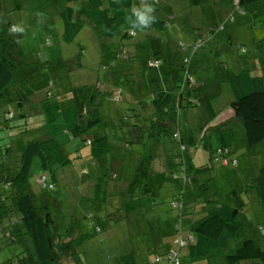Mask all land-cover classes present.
<instances>
[{
  "label": "rangeland",
  "instance_id": "1",
  "mask_svg": "<svg viewBox=\"0 0 264 264\" xmlns=\"http://www.w3.org/2000/svg\"><path fill=\"white\" fill-rule=\"evenodd\" d=\"M10 1H3L0 16L24 29L20 33V51L28 69L22 70L33 72L42 59L49 60V68L43 63L39 65V77L26 84L28 97H24L26 101L22 107L16 104L7 106L6 112L10 111L13 118L1 124L5 127L0 129V147L9 145L17 136L21 139L20 146L31 140L53 138L70 158L71 164L57 170L53 180L55 189L50 191L41 188L40 180L45 176L51 183L52 174L43 171L39 159L34 158L27 186L36 207L50 214L61 235H90L77 250L76 258L67 255L57 264H144L156 253H160L158 255H162L165 261L167 251L172 248L179 250V255L184 257L183 264H191L190 258L183 256L187 254V248L176 243L180 233L174 227L178 226L180 218L181 236L188 242L189 224L199 215L205 200L233 207L241 201L243 212L249 214L250 220L257 218L264 222L258 202L253 198L249 200L251 187H248L264 166V145L244 149L240 123L226 115L233 99L228 78L244 68L253 71V66L259 62L255 58L262 55L251 45L253 31L247 24L251 23L253 13L250 7L242 14L238 11L237 0H160L172 8L175 19L167 29L158 32L160 38L157 40L145 38L135 43L139 33L135 38L124 39L120 37L121 30L111 38H104L84 22V29L74 42L65 44L56 39L52 22L42 25L45 17L41 16L37 21L36 16L26 14L25 10L17 14L22 9L11 11ZM255 6L263 10L264 0ZM207 35L210 39L191 57V80L182 83L184 77L179 59L191 55L189 49L181 51L180 42L190 47L194 39L205 40ZM130 44H138L137 57L118 62L116 70L120 72V78L114 81L113 71L107 68L109 60L117 49L126 51ZM157 50L164 53L167 63L164 62L159 70L149 69L148 61L153 59ZM261 58L264 59V54ZM61 60L64 65L59 67L56 64ZM120 65H124L123 70ZM172 67L170 75L168 71ZM164 68H167L166 74ZM173 84L180 86L186 99L188 89L200 91L194 96L198 97L196 104L181 108L177 116L176 130L194 159L188 178L176 179L167 170L156 171L166 158L165 152L176 154L179 144L171 135L160 142L141 139L139 144H126L117 138L133 139L135 134L137 140V134L129 132L131 125L137 123L146 130L153 110L152 96L170 90ZM88 85H99V89L113 96L98 100L102 131L117 132L112 136L109 153L98 160L89 157L90 146L67 132L77 123L79 106L67 101L69 96L65 92ZM49 90L51 95L48 97ZM116 96L121 98L118 103L114 101ZM220 112L228 122L223 131H220L222 127H216L221 123L218 120ZM19 115H26V118ZM229 146L234 148L231 154L235 161L223 167L218 162L223 158L218 150ZM146 182L148 190L142 185ZM98 183L102 193L95 191ZM180 189L188 198L185 203L177 201L176 208H171L165 192L172 198ZM131 201L132 212L126 210V204ZM154 201L157 207H137ZM187 208L189 211H185ZM89 214L92 219L87 218ZM4 223L8 224V220L0 225V230ZM96 226L101 228L99 234L95 232ZM24 239L25 246L31 247V239L28 236ZM15 251H19L17 243L9 245L7 239H0V264Z\"/></svg>",
  "mask_w": 264,
  "mask_h": 264
},
{
  "label": "trees",
  "instance_id": "2",
  "mask_svg": "<svg viewBox=\"0 0 264 264\" xmlns=\"http://www.w3.org/2000/svg\"><path fill=\"white\" fill-rule=\"evenodd\" d=\"M3 1L5 0H0V12L4 9L2 8L4 7ZM261 1L237 0L236 4L238 11L242 14H245L246 8L249 7L253 12L249 20L251 23H247L253 31L250 36L251 45L256 53L263 55L264 8L261 10L255 6ZM148 2L154 5L153 15L156 17V22L143 31L132 30L125 19L131 14L132 8L140 4V0H119V3L114 2V0H17V2L11 0L9 7H11V11L22 9L17 14H21L25 10L26 14L36 16L37 21L41 16L45 17L41 24L46 25L48 21L52 22L55 26L56 39L59 38L65 44L74 42L78 34L84 29V22L89 23L94 31L97 30L98 36L104 38L113 37L119 30H121L120 37L124 39L135 38L139 33L138 40L135 42L138 43L145 38L157 40L160 38L158 32L167 29L175 19V14L167 3H161L160 0H148ZM5 5L8 3L6 2ZM28 18L26 15L27 21ZM247 24L245 26H248ZM13 25L16 24L0 16V116L3 119L2 122L0 121V129L5 127H1V124L3 125L7 120L13 118L10 111L6 112L7 106L16 104L22 107L23 101H26L24 99L25 96L28 97L25 94L26 84L39 77V65L43 63L45 68H49V60L42 59L33 72L22 70V68L28 69V67L25 66L24 54L20 51V33L10 32ZM141 37L142 39H140ZM209 39L208 35L205 40L194 39L190 47L180 42L181 51L189 49L188 52L191 55H185L183 59H179L178 64L184 77L182 83L191 80L189 76L192 55H195L197 50L203 47ZM137 45H127L126 51L122 48L115 51L107 67L113 71L112 80L116 81L120 78V72L116 70L119 61H131L137 57V53H135ZM262 55L255 58L259 62H257V66H253V71L244 68L240 73L230 76L227 80L233 97L229 103V109L241 125L242 146L249 150L256 145H261L260 147L264 145V64H260V62L264 63V59L261 58ZM153 56V59L148 61L149 69L159 70L163 67L164 62L167 63L161 50L155 51ZM170 63L173 64L172 60ZM56 65L63 66V60L58 61ZM122 67L124 65H120L121 70H123ZM163 71L166 74L167 68H164ZM172 71L173 67L169 68L170 75ZM50 85H53L52 82ZM98 86L74 87L65 92L69 96L67 101L79 106L77 123L67 132L73 137H80L86 145L90 146L89 157L94 160H98L109 153L112 136L117 133L103 132L101 129L103 122L98 100L103 97L113 98V96L102 91ZM183 86L185 85L183 84ZM187 86L189 85L187 84ZM196 90V88L188 89L186 99L183 97L180 86L176 87L173 84L170 86V90L160 91L158 95L154 94L148 131L146 132L147 129L144 130L143 126L136 123V125H131L132 128L129 132L136 133L137 140H135V134L133 139L116 137L126 144H139L141 139L160 142L168 134L171 135L172 140L179 144L176 154L170 155L165 152L166 158L161 162L163 167L156 171L167 170L169 175L176 179L182 176L188 178L191 161L194 159L191 156L192 152L189 154L184 145L185 143L176 130V126L179 110L196 104L198 97L194 96L200 93ZM50 92L51 90L47 92L48 97L51 95ZM120 100L121 98L116 96L114 101L118 103ZM144 108H148V106ZM18 117L26 118V115H19ZM227 124L228 122L220 123L216 127H222L220 131H223ZM114 128L119 130L118 126H114ZM20 140L19 136L14 137L10 140L9 145H5L4 148L0 147V225L8 220V224L4 223L5 225L0 230V239H7L9 245L17 243L19 246V251H15L2 264H57L61 258L67 255L76 258L78 256L77 250L84 241L90 238V235H61L50 214L36 207L33 194L27 186V176L34 158L39 159L43 171L52 174L51 183L43 176L45 185L41 184L42 189L50 191L55 189L53 180H55L57 170L69 166L71 160L53 138L31 140L21 146L18 143ZM218 151L223 157L218 161L221 166H227L235 161L231 154L234 151L233 147H224ZM113 177L116 176L113 175ZM142 185L146 187V190L149 189H147V182ZM248 187H251V191L248 190L251 192L249 200L253 198L258 202L260 211L264 216V166L258 170L254 182ZM102 190L99 183L95 185L97 193H102ZM180 190L170 199L171 208L177 206V201L186 202L185 199L188 197L184 195L182 189ZM151 203H141L137 207L147 206ZM202 205L206 207L205 211L199 212V215L191 220L187 230L188 238H191V241L188 240L184 246L187 248V254L183 256H188L191 264H264V222L258 221L257 218L254 221L250 220L249 214L245 215L243 212L244 207H241L243 205L241 201L234 207L216 205L209 200H205ZM132 208H134L132 201L126 204V210L131 211ZM87 218L92 219L93 216L89 214ZM174 229L180 233L179 238L183 239L180 218L178 226ZM95 232L99 234L101 228L96 226ZM255 234L258 236L255 237ZM26 236L31 239V247L25 246L24 237ZM171 252L177 253V264H183L184 257L179 255V250L173 248L167 251L165 261L162 255H158L160 253H156L152 259L147 260L144 264H166L169 262L168 255ZM156 258L160 259L158 263L155 261Z\"/></svg>",
  "mask_w": 264,
  "mask_h": 264
},
{
  "label": "clouds",
  "instance_id": "3",
  "mask_svg": "<svg viewBox=\"0 0 264 264\" xmlns=\"http://www.w3.org/2000/svg\"><path fill=\"white\" fill-rule=\"evenodd\" d=\"M119 3V0H114ZM155 11L154 5L149 3L148 0H140V4L131 10V14L126 16V22L130 25L132 30L148 29L153 23L156 22V17L153 15ZM24 29L19 25H13L10 32L22 33Z\"/></svg>",
  "mask_w": 264,
  "mask_h": 264
},
{
  "label": "built area",
  "instance_id": "4",
  "mask_svg": "<svg viewBox=\"0 0 264 264\" xmlns=\"http://www.w3.org/2000/svg\"><path fill=\"white\" fill-rule=\"evenodd\" d=\"M40 184L45 185V178L44 177L41 178ZM189 240L191 241V238H189ZM176 243L179 244V247H184L186 245V241L184 239H181V238H179L176 241ZM176 255H177V253L171 252L168 255L169 262H167L166 264H177V260H176V257L177 256ZM155 261H156V263H158L160 261V259L159 258H156Z\"/></svg>",
  "mask_w": 264,
  "mask_h": 264
},
{
  "label": "crops",
  "instance_id": "5",
  "mask_svg": "<svg viewBox=\"0 0 264 264\" xmlns=\"http://www.w3.org/2000/svg\"><path fill=\"white\" fill-rule=\"evenodd\" d=\"M226 115H228V116H230V117H233V113H232V111L230 110H227V114ZM225 115H222V113L220 112L219 113V118H218V120L221 122V123H225V122H227L226 120H225ZM233 119L235 120V118L233 117ZM236 121V123H237V120H235ZM162 165V164H161ZM161 167H163V165L162 166H160V168ZM167 195H168V204H169V206H170V203H169V201H170V198H171V195L170 194H168L167 192H165ZM157 203H156V201H154L153 203H151V204H149V206H155V207H157ZM173 206V205H172ZM171 207V206H170ZM204 208L205 207H203L202 205H201V208L199 209V210H201L202 212L204 211ZM185 211H189V208H187ZM200 211V212H201Z\"/></svg>",
  "mask_w": 264,
  "mask_h": 264
}]
</instances>
